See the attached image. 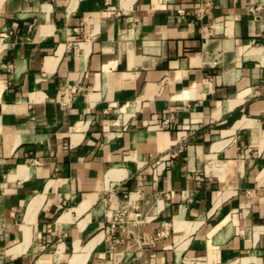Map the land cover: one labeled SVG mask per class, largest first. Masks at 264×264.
Wrapping results in <instances>:
<instances>
[{"label": "crops", "instance_id": "crops-1", "mask_svg": "<svg viewBox=\"0 0 264 264\" xmlns=\"http://www.w3.org/2000/svg\"><path fill=\"white\" fill-rule=\"evenodd\" d=\"M0 264H264V0H0Z\"/></svg>", "mask_w": 264, "mask_h": 264}, {"label": "built area", "instance_id": "built-area-1", "mask_svg": "<svg viewBox=\"0 0 264 264\" xmlns=\"http://www.w3.org/2000/svg\"><path fill=\"white\" fill-rule=\"evenodd\" d=\"M171 118H172V114L164 118L162 123L160 124L161 128H167L169 126V123L171 122ZM155 173L159 174L158 171H155ZM124 223H125V217L121 212L114 217V219L110 223L109 229L114 230L117 226H121Z\"/></svg>", "mask_w": 264, "mask_h": 264}, {"label": "bare ground", "instance_id": "bare-ground-1", "mask_svg": "<svg viewBox=\"0 0 264 264\" xmlns=\"http://www.w3.org/2000/svg\"><path fill=\"white\" fill-rule=\"evenodd\" d=\"M134 195H136V197H137V195H138V194H136V193H133L131 198H134V197H133ZM136 197H135V198H136Z\"/></svg>", "mask_w": 264, "mask_h": 264}]
</instances>
